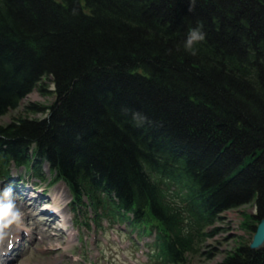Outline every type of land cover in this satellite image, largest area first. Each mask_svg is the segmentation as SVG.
Here are the masks:
<instances>
[{"label": "trees", "instance_id": "obj_1", "mask_svg": "<svg viewBox=\"0 0 264 264\" xmlns=\"http://www.w3.org/2000/svg\"><path fill=\"white\" fill-rule=\"evenodd\" d=\"M200 25L192 55L185 41ZM46 77L55 101L2 122L49 91ZM33 156L76 190L150 208L175 229L181 249L165 252L181 264L226 210L254 202L264 218V0H0V162ZM154 174L180 180L188 203ZM220 264H264V247L241 245Z\"/></svg>", "mask_w": 264, "mask_h": 264}, {"label": "rangeland", "instance_id": "obj_2", "mask_svg": "<svg viewBox=\"0 0 264 264\" xmlns=\"http://www.w3.org/2000/svg\"><path fill=\"white\" fill-rule=\"evenodd\" d=\"M45 83L48 86V92L41 91L39 89L32 91L20 101L19 108L10 111L4 117H1V121L4 123L11 122V116L18 112L19 109L24 108V105L29 104L30 102H36L41 105H47L53 102L56 97L54 93V82L51 78L46 77ZM34 116L42 115L41 113H37V115ZM1 184L2 181L0 180V186ZM58 187L64 188V186L60 184L56 188ZM64 190L66 197H68L69 192L65 188ZM256 211V204L252 202L230 208L220 214L221 219L215 221L211 226V229L215 228L216 230L215 235L207 240L205 244L201 245L198 252L189 257L187 264H220L233 249L244 244H251L256 233L255 226L259 223V220H255L252 217ZM99 235L101 237L100 232ZM115 249L119 250V247L115 246ZM210 251L215 252V256L212 258L208 257V253ZM134 254L135 252L132 251V249H129L126 252V259L123 260L125 264H131L129 261L130 259H136L137 264H152L150 260L147 262V259L144 257L135 258ZM26 258L27 259L21 260L17 264H49V262L53 261L52 258H46L34 252H31L30 254L28 253Z\"/></svg>", "mask_w": 264, "mask_h": 264}, {"label": "clouds", "instance_id": "obj_3", "mask_svg": "<svg viewBox=\"0 0 264 264\" xmlns=\"http://www.w3.org/2000/svg\"><path fill=\"white\" fill-rule=\"evenodd\" d=\"M205 37L206 33L202 31V25L190 29L185 41V49L190 51L192 55H195L193 45L203 41ZM55 199L54 197V201ZM48 207L54 212L60 211V205L58 203L50 204ZM22 215L21 211L16 207L12 187L9 185L0 190V248L4 246L6 241L9 250L14 247L16 240L13 231L14 226L16 229H23L25 232L28 231L23 224Z\"/></svg>", "mask_w": 264, "mask_h": 264}, {"label": "water", "instance_id": "obj_4", "mask_svg": "<svg viewBox=\"0 0 264 264\" xmlns=\"http://www.w3.org/2000/svg\"><path fill=\"white\" fill-rule=\"evenodd\" d=\"M262 246H264V218H262L258 223L257 230L250 247L254 249L261 248Z\"/></svg>", "mask_w": 264, "mask_h": 264}, {"label": "bare ground", "instance_id": "obj_5", "mask_svg": "<svg viewBox=\"0 0 264 264\" xmlns=\"http://www.w3.org/2000/svg\"><path fill=\"white\" fill-rule=\"evenodd\" d=\"M256 229H257V227H256Z\"/></svg>", "mask_w": 264, "mask_h": 264}]
</instances>
